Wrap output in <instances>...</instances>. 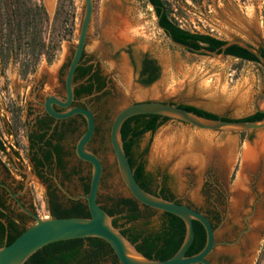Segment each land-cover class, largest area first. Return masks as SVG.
<instances>
[{
	"label": "rangeland",
	"instance_id": "1",
	"mask_svg": "<svg viewBox=\"0 0 264 264\" xmlns=\"http://www.w3.org/2000/svg\"><path fill=\"white\" fill-rule=\"evenodd\" d=\"M31 2L43 5L42 0ZM164 2L170 16L184 28L225 40L242 38L255 47L264 48V0ZM83 5L84 0H55L44 29L45 41L50 47L45 48L33 64L26 42L34 28H21L19 35L17 31L9 34L8 24H0V137L6 147L9 146L7 141L15 145L18 155L22 154L19 157H25L23 135L30 119L26 103L20 105V92L26 95L21 85L29 84L26 102L30 99L34 81L42 82L44 93L64 94L61 82L57 80L65 77L76 44ZM156 19L154 8L147 0H93L84 54L108 82L106 94H102L100 100L90 102L96 108L100 122L98 135L107 134L114 114L131 100L192 104L231 119H240L255 111L254 98L264 90V66L261 63L232 55L218 58L176 46L158 27ZM35 26L39 29L40 24ZM120 27L126 30L121 33ZM110 30L113 35L108 36L106 33ZM143 54L155 58L160 66L159 77L148 85L137 81L132 67L133 60L138 64ZM62 64L65 67L61 72ZM19 67L23 74L18 77ZM27 77H30L28 82L23 83ZM147 90L150 92L143 93ZM104 119L106 124L102 122ZM263 134L264 129L203 130L169 117L153 132L147 131L137 140L135 152L143 151L149 173L155 175L165 171L169 177L168 187L184 204L218 212L215 239L235 241L214 247L210 259L215 264H246L241 259L251 257L247 264H264V160H260L248 175L247 193L238 213L233 208L242 152L247 145L254 147ZM94 146L106 164L98 193L101 202L108 204V195L127 196L117 170L110 167L112 159L107 150L103 146ZM17 164L24 171H30L27 159L21 164L17 161ZM79 169L80 174L74 176L72 182L65 183L73 193L81 189L78 176H91V169L82 165ZM29 180L37 214L50 216L45 206V186L35 177ZM260 214L263 220L257 224ZM134 224L156 229L160 224V213L142 216ZM100 264L116 263L108 258Z\"/></svg>",
	"mask_w": 264,
	"mask_h": 264
},
{
	"label": "water",
	"instance_id": "2",
	"mask_svg": "<svg viewBox=\"0 0 264 264\" xmlns=\"http://www.w3.org/2000/svg\"><path fill=\"white\" fill-rule=\"evenodd\" d=\"M48 14L51 16L55 0H42ZM152 7L154 4L147 0ZM93 13V0H84L82 6L81 20L78 32L75 35L76 44L72 52L70 62L64 77L65 98L50 95L44 101L45 110L56 118H66L73 114H81L86 120V127L76 142V155L82 160L91 164V177L88 193H82L73 198L83 197L86 200L89 211L88 217L82 216H39L30 211L19 202L24 211L32 215L33 222L18 234L11 242L0 246V264H23L26 259L42 246L60 240L72 238H85L89 236L99 237L105 240L113 249L120 264H213L209 255L214 247L219 243H233L227 241H217L215 239V228L210 219L201 211L184 203L166 199L158 194H154L143 189L134 176V169L125 154L123 141L120 135V128L125 119L136 114H159L175 118L203 130H217L237 132L244 130L264 129V116L259 120L231 119V118H210L198 115L175 103L160 100H131L122 106L113 116L110 123L109 138L112 153L111 159H115L117 172L129 195L133 196L139 203L150 206L154 209L166 211L182 218L185 223V235L177 251L166 259H150L137 250L118 227L112 223V216L109 215L97 201L103 172L102 162L99 156L87 149L86 145L94 134L95 117L94 112L89 107L70 106L73 100V77L75 69L79 64L84 51L86 38ZM159 28L166 30L159 25V17L156 19ZM170 42L176 46L188 50L210 54L214 57L226 55L225 49L231 44H238L250 53L255 55L259 63L264 66V54L257 47L242 38H231L221 44L219 49H209L207 47H195L190 44L178 42L173 39L171 33L167 31ZM52 103H56L65 110H56ZM254 108L264 115V90L254 98ZM238 174V172H237ZM236 174V177H237ZM236 180V179H235ZM13 194V193H12ZM14 195V194H13ZM198 220L205 229L206 241L198 252L186 255V251L194 237L193 221Z\"/></svg>",
	"mask_w": 264,
	"mask_h": 264
},
{
	"label": "flooded vegetation",
	"instance_id": "3",
	"mask_svg": "<svg viewBox=\"0 0 264 264\" xmlns=\"http://www.w3.org/2000/svg\"><path fill=\"white\" fill-rule=\"evenodd\" d=\"M128 56L131 59L129 52ZM142 56L139 59V68L136 69L134 64L132 65L133 71L137 74V76L140 70V61L142 59ZM64 67V64L60 66L61 72ZM22 72L23 71L21 67H19L18 77L23 74ZM82 72H84L85 74L82 75ZM29 78L27 77L22 80L23 83L28 82ZM88 79L91 83L92 91L89 93L82 92L79 94V92L86 85H88ZM57 81L61 82L62 88L65 89L64 79L62 80L58 78ZM107 84L108 82L106 76L100 73V71L95 67V64L90 60V58H85V54L83 51L73 77V100L70 102V106L89 107L94 112L95 130L86 147L99 156L102 162L103 172L106 170V164L103 161L101 154L95 148L94 144L99 147L103 146L104 149L107 150V154L112 153L109 138L110 126L109 130L106 132L107 134H97L100 129V122L98 119L97 110L90 102L94 99L100 100V97H102L101 95L106 94ZM56 85L57 84H54V86ZM21 86L22 89H25V93L27 95L29 84L24 83ZM42 86V82L34 81L33 88H31L29 92L30 99L28 100V102H26V95H24V92H20V105L23 106L22 102L26 103V105L28 106V115L30 116L29 121L26 122L23 135V138L26 142L25 157H19V155L22 154L18 155V152L14 149L15 145L13 143L7 141L9 146L6 147L5 141H3V139L0 137L2 146H0V236L2 237L3 241L15 235L21 229L27 227V224H31L34 220L32 215L22 209L19 202H21V204L30 211L37 214L35 209V201L29 188V186H32V183L30 180L27 181V179L30 177L37 178L40 183L45 186V206L50 215V210L55 209L58 206L69 207L72 204V201H86L83 197L73 198L71 196H78L82 193H85V184L90 182V178L78 176V178L81 180V189L79 192H70L67 185L65 186L66 182H72L73 177L80 174L81 170L79 169V167H81V165L85 168H88L89 170L91 169V164L88 161L79 158L75 152L76 142L85 130L86 120L83 115L78 113L66 118H56L49 114L44 108V101L50 95H54L55 97L63 100L65 98V92L64 94L55 91L44 93L45 90L42 88ZM41 88L42 92H40ZM52 106L59 111L66 109L60 107L56 103H52ZM6 118L7 121H9L8 115H6ZM102 122L105 124L107 123L105 119ZM103 127H105V125ZM69 138L70 141H68ZM137 142L138 141L134 143L131 150V156L134 161L133 169L138 165H143L144 177L142 178V181L145 183V186H149L150 191H152L153 193H156L165 198L175 200L179 203H183V200L180 197L175 196L168 187L169 177L168 174L165 173V171L158 172L153 175L146 170L143 151L135 152V150L138 148ZM10 147H12L13 150H11ZM25 158L28 161V167L30 169L29 172L24 171L22 169V166L17 164V161L20 164L22 163V161L26 162ZM20 159L22 161H20ZM110 167L117 170V165L114 158L112 159V161H110ZM59 186H62L66 191L70 192V195L66 194L64 190ZM119 198L120 197L116 198L108 195L106 199L108 204H106L101 202L98 195L97 201L102 207H110L114 205L119 200ZM186 204L203 212L210 219L213 227H216L215 222L218 219L217 211H213L207 208L202 209L199 207H195L187 202ZM145 206L147 205L138 202L141 217L150 216L144 211V208H146ZM147 207L149 211L153 212L151 215L160 213L161 218V210L154 209L150 206ZM125 214V211L113 214L112 219H117V227L120 229V231L125 230L126 237L131 236V234L133 233H137V231L141 227L145 228L144 225L139 226L134 224L138 219L126 222L125 219L122 218V216ZM144 236H146V233L142 234L141 237ZM139 241L140 239L137 242ZM208 257L210 259V255ZM109 259L112 260L113 263L120 264L119 261L116 262L113 258ZM249 259H245L246 261L244 263H249L252 260V257ZM101 262L102 261L96 264H100Z\"/></svg>",
	"mask_w": 264,
	"mask_h": 264
},
{
	"label": "trees",
	"instance_id": "4",
	"mask_svg": "<svg viewBox=\"0 0 264 264\" xmlns=\"http://www.w3.org/2000/svg\"><path fill=\"white\" fill-rule=\"evenodd\" d=\"M150 1L154 4V11L157 17H159V25L166 29L164 30L166 34L167 31H169L174 40L190 44L195 47H207L212 50L217 48L219 49L221 44L226 41L225 39L218 38L210 33L191 31L182 27L170 16L164 0ZM48 22V13L42 4L32 3L31 0H0V24H8L9 34L17 31L19 35L21 28H23V30H28L29 27L34 28L29 42H26L32 55V64L38 59L39 54L44 51L45 48L48 49L50 47L49 42L45 41L44 35V29ZM35 24H40L39 29L35 26ZM1 29L2 28L0 27V30ZM19 38L20 36H18V39ZM257 48L264 54V48ZM225 53L226 55H232L240 59L259 62L255 55L238 44H231L226 47ZM47 56L48 58H51V54H48ZM133 64L136 69L139 68V65L136 64L134 60ZM24 72H26V69ZM82 73V75L85 74L84 72ZM159 75L160 66L156 59L148 54H144L140 61V70L137 76V81L143 85H148L155 81ZM91 91L92 87L89 81L88 85H86L79 92V94L82 92L89 93ZM178 105L201 116L210 118L219 117L211 111L192 104L182 103ZM263 116V113L254 111L253 113L241 117L240 119L259 120L262 119ZM168 118L169 117L167 116H161L159 114H136L124 120L120 128V135L123 141L125 154L127 155L132 167L134 165V161L131 156V150L134 143L142 134L147 131L153 132ZM134 176L143 189L153 193L150 191L149 186H145V183L142 181V178L144 177L143 165H138L134 168ZM84 189V192L88 193L89 183L85 184ZM145 207L144 211L148 215H151L153 212L149 211L147 206ZM102 208L111 216L125 211L126 214L123 215L122 218H124L126 222L134 221L141 217L138 202L131 195L121 196L114 205ZM50 211L51 216L55 217L89 216L86 201L81 200L72 201V204L69 207L58 206ZM160 219V224L156 229L154 227L152 229L141 227L137 233H133L131 236L127 237L135 244L138 251L150 259L162 260L172 256L179 248L185 235V223L182 218L175 214L161 211ZM116 220L117 219H112V223L117 227ZM193 225L194 237L186 251V255H191L201 250L206 241L204 226L198 220H194ZM23 230L24 229H21L5 241H3L0 236V246L11 242ZM121 232L126 236L125 230H121ZM145 233L146 236L141 237L142 234ZM139 239L140 241L137 242ZM108 258H113L116 262H118L112 247L105 240L99 237L89 236L85 238H72L48 243L31 254L23 264H96Z\"/></svg>",
	"mask_w": 264,
	"mask_h": 264
},
{
	"label": "bare ground",
	"instance_id": "5",
	"mask_svg": "<svg viewBox=\"0 0 264 264\" xmlns=\"http://www.w3.org/2000/svg\"><path fill=\"white\" fill-rule=\"evenodd\" d=\"M113 28H115V27H113ZM123 30H126V29L121 28L120 32L122 33ZM106 34H108V36L109 35H113L112 32H111V30L108 31ZM115 35H118V37H120V35L118 33H115ZM52 77H53V75L51 76V78ZM149 92H150V90L149 91L148 90L147 91H143V93H149ZM260 136L261 137L256 142V145L254 147H251V146L247 145L246 148L243 150L242 155H241V163H242L241 164V169L238 172L237 181H236V184H235V187H234V193H233L234 194L233 208H234V210H235L236 213H238L239 209L242 207L243 202H244V199H245V195L247 193V186H246L245 183L248 180L249 173L254 168H256V166L258 165V163L260 162V160H264V134L263 135H260ZM263 174H264V172H263ZM262 220H263V217L260 214L258 216V218L256 219V223L259 224V223H261ZM241 260H244V262L246 261L245 259H241Z\"/></svg>",
	"mask_w": 264,
	"mask_h": 264
}]
</instances>
